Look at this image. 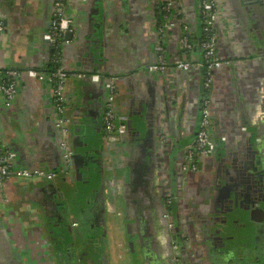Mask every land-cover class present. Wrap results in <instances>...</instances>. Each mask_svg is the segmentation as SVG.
I'll use <instances>...</instances> for the list:
<instances>
[{
    "label": "crops",
    "instance_id": "obj_1",
    "mask_svg": "<svg viewBox=\"0 0 264 264\" xmlns=\"http://www.w3.org/2000/svg\"><path fill=\"white\" fill-rule=\"evenodd\" d=\"M96 1L67 0L65 16L74 22L73 38H65L60 46L61 66L68 73L66 115L73 122L74 140H83L78 142L76 157L83 182H78L73 172L69 176L61 172L54 126L53 51L45 38L54 0H0V22L5 28L0 35V71L17 84V95L9 106L0 95V144L15 154L16 169L56 175L53 180H7L0 194V264L60 261L65 249L57 241L65 223L57 213L43 214L54 206L55 196L66 201L67 195L62 198L60 194L67 189L73 194L79 191V203L97 191L94 197L114 208L113 212L108 208L103 212L108 222L107 238L113 237V246L123 254L126 240L137 228L134 222H147L146 230L155 233L152 225L167 192L198 216L208 209V200L218 191L214 182L225 184L221 168L232 166L241 175L248 171L250 146L243 128H256L252 134H259L257 146L264 151V8L260 13L256 10L259 7L241 4L244 0H216V52L224 64L214 72L208 91L204 87L207 68L200 47L202 22L197 0H173L171 13L174 20V13L181 12V19L190 27L193 49L188 59L193 65L188 71L174 67L183 59L180 23L159 32L167 24L164 8L171 0H102L99 11L105 17V29L101 48L88 57L86 45L93 27L91 19L99 6ZM158 45L162 52L157 51ZM160 57L169 65L168 71L150 72L149 66L161 61ZM31 71L38 75L30 76ZM95 74L114 83L115 108L121 119L117 124L126 122L128 127L122 144L112 148L104 144V88L88 79ZM205 100L211 104L213 137L218 142L223 138L229 141L232 164L223 157L206 158L199 173H182L183 190L175 188L174 182L163 187L161 173L169 172L174 179L178 168L174 162L161 163L158 155L168 157L194 141ZM166 133L167 141L162 144L159 139ZM76 205L71 213L74 220L82 209Z\"/></svg>",
    "mask_w": 264,
    "mask_h": 264
},
{
    "label": "flooded vegetation",
    "instance_id": "obj_2",
    "mask_svg": "<svg viewBox=\"0 0 264 264\" xmlns=\"http://www.w3.org/2000/svg\"><path fill=\"white\" fill-rule=\"evenodd\" d=\"M214 1L216 4V0ZM253 1L244 0L241 4L251 3L248 6H252V9L254 6L259 7L256 10L261 13L264 0H256L255 4H252ZM221 61L219 68L224 64L222 59ZM212 84L213 81L208 91L212 89ZM207 101L210 110V101L205 100L199 125ZM210 122L213 125L211 118ZM254 128H250L252 131L246 127L242 129L250 146L249 156L246 158L249 161L246 173L238 174L232 166L221 168L219 174H224L225 184L222 185L221 180L214 182V188L218 191L213 199L208 200V209L198 216L187 211L184 203L180 205L181 200L172 197L171 191L167 192L160 212L154 219L155 225H152L155 233L151 235L146 230L147 222H134L137 228L130 235L129 240H126V249L123 254L119 253L118 246H113V237L107 238L108 222L103 212L107 208L108 211L113 212L114 208H109L105 202L103 204L101 197L95 198L97 191H94L93 197L85 203H79L77 196L79 191L76 194L68 189L63 191L64 196L67 195L66 198L69 199V204L73 202L77 204L71 208L75 209V205L77 207L80 205L82 209L78 220H74L70 212L67 213L66 222L60 227L62 238H58L57 243L65 250L61 252L60 261L55 264H123L126 260H129L130 264H137V262L139 264L140 262L141 264H264V151L259 150L257 146L260 143L259 134L257 136L254 135L255 133L252 134ZM158 130L162 132L161 128ZM167 137L168 133L161 136L159 141L165 144ZM222 140L227 146L226 149L222 150L215 146L209 158L216 156L220 160L224 158L226 163L231 165L234 157L230 153L232 149L226 138ZM250 143L253 144L250 145ZM104 144L107 146L105 140ZM108 145L110 147L114 144ZM116 145L120 144L114 146ZM185 147L170 153L168 157H164L162 153L158 155L161 163L164 160H167L169 165L174 162L178 168L174 179L169 172L161 173L163 187L167 183L171 185V182H174L175 188L179 191L183 190L181 185ZM69 169L62 167L61 172L69 176ZM199 171L200 165L193 175ZM232 172L235 174L232 175ZM102 195L104 196L105 192ZM65 208L69 211L68 207ZM46 211L48 214L44 211V217L55 215L49 212L50 209Z\"/></svg>",
    "mask_w": 264,
    "mask_h": 264
},
{
    "label": "built area",
    "instance_id": "obj_3",
    "mask_svg": "<svg viewBox=\"0 0 264 264\" xmlns=\"http://www.w3.org/2000/svg\"><path fill=\"white\" fill-rule=\"evenodd\" d=\"M67 0H54L52 8V19L50 23V30L46 35V40L53 51L51 64L53 65V71L50 74L54 88V96L52 102L54 109L56 111V128L59 130L61 135V152H62V162L63 166L70 168L72 164V155L67 144V123L68 119L66 117V105L67 97L65 94V81L68 78V73L61 66L62 53L60 46L65 42V36L68 33L73 32V20L65 16V4ZM200 9V16L202 19V39L200 47L203 53V62L207 68V72L204 78V87L209 89L214 78V72L221 66L222 61L218 56L217 49V39L214 32L215 22H216V4L214 0H197ZM165 13L168 16L166 18V26L159 29L160 34H163L166 29H172L176 26V23H180L182 28L181 36V50L183 54V59L177 61L174 67L178 70L188 71L192 67V62L188 59L193 45L190 41V27L183 22L181 19L182 13L177 12L174 20L171 13L174 9L173 0L169 1L166 5ZM171 16V17H169ZM4 26L0 22V35L4 33ZM157 51L162 52L163 48L161 45L157 46ZM161 58V57H160ZM157 64L149 66L148 70L150 72L163 73L168 71L169 65L160 59ZM30 76L34 77L38 75L36 72L31 71L28 73ZM8 77L6 79L5 77ZM40 78H43L40 76ZM93 82H98L100 76H91ZM107 95L105 102V114H104V140L108 144H120L123 141L125 134V126L120 123L117 124V120H121L116 113L115 108V95L116 88L113 82L106 85ZM0 95L5 98L6 105L9 106L11 102L17 95V84L13 78L9 77V74L0 71ZM210 111L208 108V101L203 110V117L201 120L200 128L197 137L194 141L185 147L184 162L182 169L184 172H197L198 166L203 159L209 158L215 149L214 141L210 135ZM15 154L4 149L0 144V194L4 192V186L7 180L11 177L19 179H32L35 177L44 178L47 180H53L55 174L50 171L36 170L27 171L23 169H16L14 166Z\"/></svg>",
    "mask_w": 264,
    "mask_h": 264
},
{
    "label": "water",
    "instance_id": "obj_4",
    "mask_svg": "<svg viewBox=\"0 0 264 264\" xmlns=\"http://www.w3.org/2000/svg\"><path fill=\"white\" fill-rule=\"evenodd\" d=\"M261 2V1H260ZM98 3V8H96L95 10V13L94 15L92 16V23L93 24V27H91V30L89 32V35H90V38L88 39V42H87V45H86V48H87V51H86V54L88 57H91V55L93 54V51H98L100 48H101V41H102V38H103V33H104V29H105V17H103L100 13V6H102V0H97L96 1V4ZM257 3L256 0H254L252 2V4H255ZM101 4V5H100ZM248 4H251V3H248ZM100 10V11H99ZM66 40L67 41H71V39L73 38V34H70L68 33L66 35ZM99 75V74H98ZM100 76V79L98 82H94L97 83L98 85H100L101 87L104 88V91H105V97L107 95V88H106V85L111 83L110 82V79L104 75H99ZM83 79V78H82ZM89 81H92V78L91 76H89ZM55 111V110H54ZM67 112V110H66ZM55 116H56V111H55ZM67 117V115H66ZM68 123H67V130H68V136H67V144H68V147L70 149V151L73 153L72 155V164H71V172H73V174H76L75 177H76V180L78 182H82L83 181V176H82V171L80 170L81 167L80 165H78V163L76 162V157H77V151H79L78 149H80V146L78 147V144L81 143L83 140L82 139H78L77 141L74 140V134H73V122L70 118H68ZM55 120H56V117L54 119V126H55V131H56V136H57V140H58V143H59V146H60V143H61V135H60V132L59 130L56 128V124H55ZM78 125V124H77ZM79 125H83L84 126V122H79ZM123 125L125 126V134H124V139H125V136L127 135V125H126V122L123 123ZM200 128V125L198 126ZM83 132H86L85 131V128H81ZM212 129H213V125L211 123V126H210V135L214 141V144L216 147H219L220 149L222 148V146L225 144V142L223 140H220V142L216 141L213 137V133H212ZM198 133L196 134V137H197ZM83 138V136H82ZM251 141V140H250ZM79 142V143H78ZM83 143V142H82ZM253 143H250V145H252ZM87 146V145H86ZM60 150H61V147H60ZM61 156H62V152H61ZM82 156H78V159H81ZM62 167L63 166V162H62ZM85 184V183H83ZM88 185H89V182H88ZM97 185V184H96ZM102 189H100L101 191ZM60 196L63 198L64 197V194H60ZM66 201H58V196H55L54 197V206L52 208H50V213H57L58 215V219L61 220L62 223H65L66 222V215L67 213L71 214L72 213V209L70 204L68 203L69 202V199L66 198L65 199ZM65 207H68L69 208V211L65 210L66 208ZM46 214L47 211H45Z\"/></svg>",
    "mask_w": 264,
    "mask_h": 264
},
{
    "label": "rangeland",
    "instance_id": "obj_5",
    "mask_svg": "<svg viewBox=\"0 0 264 264\" xmlns=\"http://www.w3.org/2000/svg\"><path fill=\"white\" fill-rule=\"evenodd\" d=\"M202 22V21H201ZM95 75H98V74H95ZM99 76V75H98ZM53 96H54V88L52 87V94H51V99L53 98ZM106 102V101H105ZM103 103L101 104V107H103ZM66 110H67V106H66ZM56 118H57V115L55 116ZM56 121V120H55ZM106 145L107 146H109L107 143H106ZM112 147V146H111ZM70 171H71V167H70V169H69ZM129 262V260H126V262L125 263H123V264H126V263H128Z\"/></svg>",
    "mask_w": 264,
    "mask_h": 264
},
{
    "label": "trees",
    "instance_id": "obj_6",
    "mask_svg": "<svg viewBox=\"0 0 264 264\" xmlns=\"http://www.w3.org/2000/svg\"><path fill=\"white\" fill-rule=\"evenodd\" d=\"M200 18H201V16H200ZM201 21H202V19H201ZM52 71H53V65L50 63V72H52ZM5 78L8 79L7 76Z\"/></svg>",
    "mask_w": 264,
    "mask_h": 264
}]
</instances>
